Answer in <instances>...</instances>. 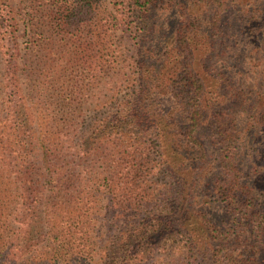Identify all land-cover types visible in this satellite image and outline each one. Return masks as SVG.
I'll return each mask as SVG.
<instances>
[{"label": "rangeland", "instance_id": "obj_1", "mask_svg": "<svg viewBox=\"0 0 264 264\" xmlns=\"http://www.w3.org/2000/svg\"><path fill=\"white\" fill-rule=\"evenodd\" d=\"M64 1L73 0H0V79L9 47L5 31L14 15L19 20L20 55L25 53L29 40L36 39L43 48L49 36L54 46V67L48 69L43 57L40 65V80L50 78L49 93L54 97L50 98L48 92L43 97L56 108L62 107L60 101L66 97L70 109L76 105V112H82L76 123L87 127L90 121L105 116L106 109L112 111L128 97L130 86L126 82L135 77L140 50L148 49L153 56L162 51L174 38L180 16L165 0L156 1L148 18L152 29L145 47L139 50L131 28L134 17L127 18L129 14L126 9L123 11L119 0H93L92 6L76 12L72 23L47 24L43 15L51 9L53 16L57 13L54 6ZM222 1L226 2L225 16L218 27H212L216 10L213 0H184L187 17L194 21L198 31L194 61L199 74L210 83L213 94L218 91V81L214 82L212 77L218 72L226 74L227 82L242 96V104L237 108L235 101H229L217 109L222 121L234 112L240 130L233 161L249 194L245 206L233 204V191L229 185L225 186L234 177L233 171L218 175L222 156L216 124H212L204 127L202 138L207 159L201 168L186 155L190 153L183 152L185 161L174 171L163 163L166 160L176 167L180 162L176 163L174 156L160 158L153 154L148 158L142 155L140 165L133 166L137 171L114 172L112 187L94 184V177L86 176L89 181L84 187L80 215L72 213L75 218L67 226L68 235L83 251L55 263L41 261L27 251L19 260L6 264H210L215 245L220 256L230 251L235 258L224 260L223 264H245L246 259L264 264V0ZM63 14L68 18L72 11L64 10ZM31 21L37 22L38 27V35L33 37ZM70 37L79 41L78 46L72 47L70 61L66 63L69 57L60 45ZM44 53L42 49L40 54ZM73 97H78L74 103ZM106 100L107 108L103 106ZM61 116L59 113L58 117ZM180 175L183 179L177 182ZM184 179L191 185L182 184ZM216 184L223 187L219 189ZM108 188L116 192L112 201L110 191L98 195ZM141 189L154 198L149 195L139 200ZM174 200L188 204L189 210L171 208ZM133 206H141L142 210L135 213L130 210ZM171 213L178 215L176 221L190 231L197 247L204 248V254H196L182 233L156 230L159 223L168 219L162 217ZM198 214L204 215L218 231V240L211 241V245Z\"/></svg>", "mask_w": 264, "mask_h": 264}, {"label": "trees", "instance_id": "obj_2", "mask_svg": "<svg viewBox=\"0 0 264 264\" xmlns=\"http://www.w3.org/2000/svg\"><path fill=\"white\" fill-rule=\"evenodd\" d=\"M76 1L85 2L64 1L54 6L57 13L53 16V10L48 9L43 15L47 24L51 21L57 26L72 23L85 6H92L93 0ZM156 1L159 0H119L123 11L126 9L129 14L127 18L134 17L131 28L139 50L145 47L152 29L148 26V18ZM165 1L179 11L174 38L154 56L148 49L140 50L135 77L125 81L130 86L126 100H121L112 111L106 109L105 116L90 121L87 127L76 123L82 112H76V105L70 109L66 97L60 101L62 107L57 108L52 106L51 100L43 97L51 90V80H40L41 57L48 69L54 67L55 49L51 38L46 36L43 48L36 39L29 40L25 53L20 55L22 49L17 41L19 20L14 15L11 17L5 31L9 47L0 79V264L13 263L27 251L30 256L39 257L46 263L64 261L80 253L83 250L68 235L67 226L75 218L72 213L78 212L76 217L80 215L84 187L89 181L86 176H93L94 184L112 187L114 172L137 171L133 166L140 165L142 155L148 158L153 154L160 158L174 156L176 163L180 162L176 167L163 160L164 165L174 171L185 161L183 152L190 153L192 155H186L201 168L207 159L202 135L204 127L212 124H216L222 156L218 175L233 171L234 177H230L225 186L229 185L233 191V204L245 206L249 194L233 161L240 130L234 112L222 121L217 109L229 101H235L234 107L237 108L242 104V96L227 82L226 74L219 72L212 77L214 82L218 81V91L216 94L211 92L210 83L201 77L194 61L198 31H195L194 21L187 17L184 0ZM213 2L216 10L211 26L218 27L225 16L226 2ZM64 10L72 11L71 16L67 18ZM36 24L30 23L32 37L38 35ZM64 40L66 42L60 48L68 55V63L72 47L78 46L79 39L70 37ZM42 49L45 50L43 55L40 54ZM49 94L51 97H48H54L53 93ZM76 99L78 97H73L72 103ZM106 103L107 100L103 106ZM59 113H62L61 117H58ZM178 176L176 181H182L183 177ZM184 180L182 184L191 185L188 179ZM217 186L219 189L223 187ZM113 190L103 189L98 195L110 191L112 201L116 197ZM142 191L139 200L150 195L145 189L139 193ZM188 195L187 192L185 196ZM150 197L154 198L153 195ZM170 205L173 209L189 210L188 204L182 205L176 200ZM130 210L137 213L142 209L133 206ZM198 216H201L204 235L211 245V241L217 239L218 231L204 215ZM162 218L168 219L158 224L157 231L180 232L196 254H204V248L197 247L190 231H185L176 221L177 214ZM215 246L210 264L235 260L230 251L220 256ZM245 264L257 263L246 259Z\"/></svg>", "mask_w": 264, "mask_h": 264}]
</instances>
